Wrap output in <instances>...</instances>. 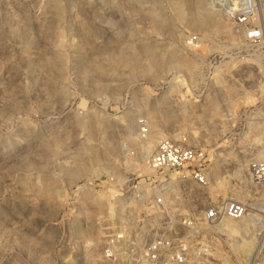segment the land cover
<instances>
[{
  "label": "rangeland",
  "instance_id": "rangeland-1",
  "mask_svg": "<svg viewBox=\"0 0 264 264\" xmlns=\"http://www.w3.org/2000/svg\"><path fill=\"white\" fill-rule=\"evenodd\" d=\"M258 1L250 42L209 0H0V264H112L105 235L134 226L120 187L160 136L206 151L197 199H249L264 226Z\"/></svg>",
  "mask_w": 264,
  "mask_h": 264
},
{
  "label": "built area",
  "instance_id": "built-area-1",
  "mask_svg": "<svg viewBox=\"0 0 264 264\" xmlns=\"http://www.w3.org/2000/svg\"><path fill=\"white\" fill-rule=\"evenodd\" d=\"M209 2L242 28L244 40L261 39L262 27L256 18L258 0ZM139 122L138 133L144 139L148 127ZM207 160L200 146L185 139L158 137L146 161L150 172L140 180L129 175L120 187L121 199L134 210V226L129 230L122 224L108 232L100 246L101 259L112 264H264V250H254L256 240L239 257V233L225 225L248 219L244 222L246 234L258 239L264 233L249 199H197L210 185ZM246 170L251 183L264 186V155L250 160ZM251 221H256L252 228L248 224ZM80 245L84 249L92 242Z\"/></svg>",
  "mask_w": 264,
  "mask_h": 264
},
{
  "label": "bare ground",
  "instance_id": "bare-ground-1",
  "mask_svg": "<svg viewBox=\"0 0 264 264\" xmlns=\"http://www.w3.org/2000/svg\"><path fill=\"white\" fill-rule=\"evenodd\" d=\"M152 136H150L149 138L144 140V152H148V150L150 149L151 143L153 141ZM145 154H147V153H145ZM241 172H243V171H241ZM241 172H239V173H241ZM243 223H241V225H239V224H236V223L231 222V221L225 222V225L227 228H229L233 232L239 233V238H238V242H237V249L239 250V252H241V254H242L245 251V253H246L248 250H250L252 248V246H254L255 240H256V244L254 246L255 252L258 253L259 251L264 250V239H263L264 233L261 236H259L258 239H254L253 236L246 234L244 232L245 227H243V226H245V224L243 225ZM255 223H256V221H255ZM244 254H242V256Z\"/></svg>",
  "mask_w": 264,
  "mask_h": 264
}]
</instances>
